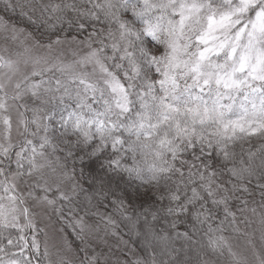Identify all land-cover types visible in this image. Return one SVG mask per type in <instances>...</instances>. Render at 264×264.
<instances>
[{"label": "snow or ice", "instance_id": "snow-or-ice-1", "mask_svg": "<svg viewBox=\"0 0 264 264\" xmlns=\"http://www.w3.org/2000/svg\"><path fill=\"white\" fill-rule=\"evenodd\" d=\"M0 264H264V0H0Z\"/></svg>", "mask_w": 264, "mask_h": 264}]
</instances>
